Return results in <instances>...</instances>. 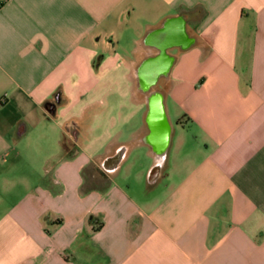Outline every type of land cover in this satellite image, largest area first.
Instances as JSON below:
<instances>
[{
    "label": "crops",
    "instance_id": "obj_1",
    "mask_svg": "<svg viewBox=\"0 0 264 264\" xmlns=\"http://www.w3.org/2000/svg\"><path fill=\"white\" fill-rule=\"evenodd\" d=\"M0 264H264V0H0Z\"/></svg>",
    "mask_w": 264,
    "mask_h": 264
},
{
    "label": "water",
    "instance_id": "obj_2",
    "mask_svg": "<svg viewBox=\"0 0 264 264\" xmlns=\"http://www.w3.org/2000/svg\"><path fill=\"white\" fill-rule=\"evenodd\" d=\"M165 26H170L171 23L169 21L164 22ZM161 52L164 51V46L159 48ZM171 64V63H170ZM170 64L167 65L166 69L161 72V70L157 71H151V78H150V83L148 85H142L140 88L143 89V91L151 90L157 80V75L158 74H164L166 75L168 72V69L170 67ZM139 71V73H141ZM160 72V73H159ZM148 109H149V115L153 118V120H161L162 118V113L164 112V107L162 104V97L157 91H150V97L148 98ZM161 122H157V127L160 128ZM166 141H158L154 142L152 145L155 147V151L157 152V159H158V166L160 165V162L163 159L165 147H166Z\"/></svg>",
    "mask_w": 264,
    "mask_h": 264
}]
</instances>
